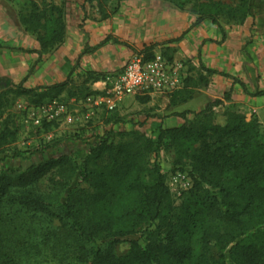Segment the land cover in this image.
<instances>
[{
	"label": "trees",
	"instance_id": "obj_1",
	"mask_svg": "<svg viewBox=\"0 0 264 264\" xmlns=\"http://www.w3.org/2000/svg\"><path fill=\"white\" fill-rule=\"evenodd\" d=\"M109 1L84 0L97 5L103 17ZM166 1L189 5L199 20L214 22L224 17L241 23L251 5L250 0H239L235 6L214 0ZM18 15L25 30L36 35L39 54L62 42L61 5L27 0ZM153 47L144 48V59H154ZM71 86L69 79L34 88L0 79V114L9 105L7 93L32 97L35 103L65 91L82 98L94 95L84 85ZM5 87L10 88L2 92ZM178 93L182 88L170 95ZM188 112L177 113L182 123L159 127L155 137L145 135L137 123L138 129L119 132L122 138L114 141L107 139L114 131L110 128L89 141L80 165L63 152L43 156L25 168L1 169L0 264H17L2 246L9 219L5 210L12 208L47 224L32 264H264L261 123L256 116L246 120L236 104L222 105L221 99L208 101L186 117ZM16 132L6 119L0 128V149L15 139ZM160 150L173 151V163L189 168L191 187L179 205L161 170ZM54 220L58 225H52ZM124 240L129 246L117 254L115 247ZM212 247L221 252L218 258H211Z\"/></svg>",
	"mask_w": 264,
	"mask_h": 264
},
{
	"label": "crops",
	"instance_id": "obj_2",
	"mask_svg": "<svg viewBox=\"0 0 264 264\" xmlns=\"http://www.w3.org/2000/svg\"><path fill=\"white\" fill-rule=\"evenodd\" d=\"M25 1L0 0V78L26 88L69 79L88 87L94 94L88 97L101 101L102 107L115 104L105 124L132 116L147 136L159 127L180 125L183 120L177 113L199 111L213 99L236 104L264 123V0H252L241 23L224 17L217 22L199 20L189 5L166 0H120L114 5L109 1L104 17L94 3L52 0L63 7L65 35L57 47L42 54L37 52L36 35L19 21ZM150 44L153 58L179 65L182 93L150 92L121 100L106 96L104 76L120 71L133 54L145 57L144 48ZM87 98L65 91L51 100L75 111L62 119L79 120L87 105V116L101 123L107 115Z\"/></svg>",
	"mask_w": 264,
	"mask_h": 264
},
{
	"label": "rangeland",
	"instance_id": "obj_3",
	"mask_svg": "<svg viewBox=\"0 0 264 264\" xmlns=\"http://www.w3.org/2000/svg\"><path fill=\"white\" fill-rule=\"evenodd\" d=\"M111 1V5H114L119 0ZM214 1L228 6H235L239 3V0ZM0 79H5V77H1ZM70 85L73 88L76 84L72 81ZM9 88L5 87L2 89V92ZM7 97L9 105L0 114V128L3 122L8 119L11 126L16 128L17 132L15 139L0 149V170L6 169L11 171L25 168L29 164L37 162L43 156H56L63 152L71 154L78 165H80L81 160L87 153L89 141H95L94 139L97 135H101L112 128L114 131L107 133V139L118 141L122 138L118 135L119 132L138 129L139 127L133 121L135 118L132 116H129L125 120L122 119L120 123L118 121L117 123L105 124V122H109L108 117L112 114L113 110L106 108V105L102 107V105H99L101 101L94 98L88 102L98 104L103 115H107L101 118V123H98L97 119L87 116V105L81 109L83 114L81 117L79 116V120L74 118L75 120L71 121V117L61 118L63 114L65 116H68L70 112L73 114L74 110H67L65 113L49 119L43 111V106L48 102L47 100L35 103L32 97L14 93H7ZM84 99L86 98L84 97ZM85 102L87 101L85 100ZM220 111L218 110V112ZM241 111L243 112V110ZM245 113L246 111H244ZM252 116L254 115L252 114L249 117V115L245 114L246 120H249ZM37 117L40 118L39 122L36 121ZM261 130L264 132V123H261ZM149 137H155V135ZM153 159L154 155L152 154L151 160ZM173 160V151L160 150L158 161L161 170L166 176V183L175 205H179L187 197V193L191 187V179L188 174L189 168L187 166L178 167L173 163ZM177 172L184 175L185 178L176 180L175 176ZM75 180L80 182V175H77ZM186 180L190 181V186L184 188L187 185ZM80 185L84 186V183H80ZM5 211L7 213L5 217H9V219L7 220V227L4 228L5 232L3 235H5V241L2 245L3 249L9 251L15 257L17 264H32L33 257L41 247V244L38 243V237L45 232L47 224L41 217L29 212L24 213L18 208L6 209ZM10 218L12 219L11 221ZM52 225H58V222L54 220ZM128 246V240H124L116 245L115 252L123 254ZM195 249H198V244H195ZM220 254L221 252L217 251L214 247L210 249L212 259L218 258ZM226 264L231 263L227 261Z\"/></svg>",
	"mask_w": 264,
	"mask_h": 264
},
{
	"label": "built area",
	"instance_id": "obj_4",
	"mask_svg": "<svg viewBox=\"0 0 264 264\" xmlns=\"http://www.w3.org/2000/svg\"><path fill=\"white\" fill-rule=\"evenodd\" d=\"M178 70L179 65L161 57L146 60L140 54H133L120 71L105 76L103 80L105 91L113 100L150 92L170 93L178 89L181 84ZM91 99V97L87 98L89 101ZM114 105H110L109 108L112 109ZM43 111L51 119L67 110L59 101L51 100L44 104ZM39 120L40 118L37 117L36 121ZM183 178L184 175L176 173V180ZM186 184L184 188L190 186V181L186 180Z\"/></svg>",
	"mask_w": 264,
	"mask_h": 264
}]
</instances>
